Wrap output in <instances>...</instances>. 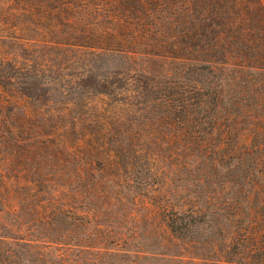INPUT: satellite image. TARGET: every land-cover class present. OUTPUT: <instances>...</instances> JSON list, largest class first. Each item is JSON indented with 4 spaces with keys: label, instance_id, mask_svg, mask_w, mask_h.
<instances>
[{
    "label": "rangeland",
    "instance_id": "374dc122",
    "mask_svg": "<svg viewBox=\"0 0 264 264\" xmlns=\"http://www.w3.org/2000/svg\"><path fill=\"white\" fill-rule=\"evenodd\" d=\"M262 210L264 0H0V264H264Z\"/></svg>",
    "mask_w": 264,
    "mask_h": 264
},
{
    "label": "trees",
    "instance_id": "16d2710c",
    "mask_svg": "<svg viewBox=\"0 0 264 264\" xmlns=\"http://www.w3.org/2000/svg\"><path fill=\"white\" fill-rule=\"evenodd\" d=\"M169 100H164V108H165V111L171 116V105L170 103L168 102ZM188 120H191L190 118ZM261 216H262V219H264V210L261 211Z\"/></svg>",
    "mask_w": 264,
    "mask_h": 264
}]
</instances>
